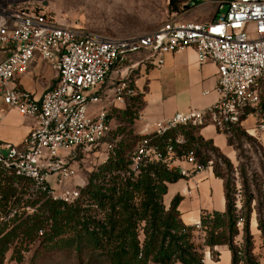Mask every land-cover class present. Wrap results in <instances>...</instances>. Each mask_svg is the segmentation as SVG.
<instances>
[{
  "label": "built area",
  "instance_id": "obj_1",
  "mask_svg": "<svg viewBox=\"0 0 264 264\" xmlns=\"http://www.w3.org/2000/svg\"><path fill=\"white\" fill-rule=\"evenodd\" d=\"M187 4L210 5L212 20L179 22L171 14L154 32L136 39H114L73 28L62 16L30 4L0 7V121L15 111L34 122L20 146L0 145V168L29 179L34 190L46 192L52 200L66 204L75 200L78 191L56 196L47 179L53 178L61 187L74 176L65 158L101 147L110 131L109 110L125 107L127 99L136 95L127 76L111 84L107 108L100 106L109 98L101 90L114 70L136 54L144 58L139 64L160 68L164 55L190 48L198 64L210 62L216 67V102L201 111L175 114L155 133L176 126H212L229 137L232 127L250 118L254 132L264 134V0H187ZM35 60L56 74L55 86L39 99L12 86ZM136 66L130 67L135 70ZM93 106L99 108L92 111ZM182 143L180 136L175 139V144ZM135 155L134 164L139 157L159 160L146 140ZM166 155L162 162L167 169L177 170L182 177L203 171L192 154L175 159L168 147ZM174 162L189 169L173 167Z\"/></svg>",
  "mask_w": 264,
  "mask_h": 264
},
{
  "label": "trees",
  "instance_id": "obj_2",
  "mask_svg": "<svg viewBox=\"0 0 264 264\" xmlns=\"http://www.w3.org/2000/svg\"><path fill=\"white\" fill-rule=\"evenodd\" d=\"M179 5L181 11L193 7L187 0H171L170 12L176 13ZM128 106H134L135 112L126 109ZM142 106L141 96L136 94L127 99L124 111H118L127 117L130 128ZM111 113L107 116L109 121ZM237 129L232 127L230 135ZM198 131L199 128L176 126L143 137L135 135L132 129L109 131L107 136L118 141L109 144L104 162L88 174L84 186L78 189V197L70 204L52 200L40 190L34 192V200L23 201L27 188H33L32 182L0 168V264L8 253L11 260L19 263L20 252L34 243L70 250L78 262L85 259L86 264H203L204 250L213 252L218 246L227 247L230 264H258L242 213L251 198L243 203L239 196V201L240 193L233 191L216 165L212 168L211 153L218 156L226 169H233ZM179 136L183 140L181 145L175 144ZM143 140L155 149L158 161L139 157L133 163ZM226 141L230 146V141ZM168 147L175 159L192 154L198 169L210 167L223 182L222 213L201 212L197 226H186L177 210L181 197L175 196L168 207L164 206L167 185L185 179L162 162ZM26 209L31 213L27 214ZM239 224L245 232L242 249L234 245ZM259 228L264 234V228Z\"/></svg>",
  "mask_w": 264,
  "mask_h": 264
},
{
  "label": "rangeland",
  "instance_id": "obj_3",
  "mask_svg": "<svg viewBox=\"0 0 264 264\" xmlns=\"http://www.w3.org/2000/svg\"><path fill=\"white\" fill-rule=\"evenodd\" d=\"M171 0H0V7L19 6L30 4L36 9H41L55 16H62L66 23L73 28H77L86 32L101 34L114 39H136L143 35L154 32L171 14H175V18L179 22H208L213 17V7L207 4H201L196 7L181 11L180 5L176 13L170 12ZM184 2V0H179ZM144 58L142 55H132L127 61L116 68V74L113 75L112 84H116L119 79L124 76L126 68L132 66L135 62H140ZM134 71L129 75V81H132ZM132 77V78H131ZM105 84L102 90L113 89V85ZM110 98L111 93H109ZM107 106V102L102 103ZM131 105V104H130ZM132 106V105H131ZM126 107V109L131 108ZM97 108V107H96ZM110 131L114 133L116 130H130L127 125V117L120 114L119 110H109ZM120 111H124L121 109ZM135 112L134 106L131 108ZM237 130L232 135L225 137L230 141V149L232 150V159L228 160L221 153L220 155L227 159L233 169L228 170L219 160L216 154L211 153L213 161L212 168L216 165L224 179L232 185L233 191L240 193V197L244 201L249 199L248 204L243 209V217L245 218L247 233L250 237L252 249L254 246V236L251 233L258 231L261 244L264 245V234L260 232V228H264V134H256L253 130V121L248 118L242 125H238ZM248 134H247V133ZM255 135V138L253 137ZM118 140H114L112 135L106 136L101 147L91 152H74L65 158L66 167L72 169L74 176L66 180L61 187L54 184L53 178H48V187L52 189L54 195L58 196L62 192L78 191L85 184V179L91 172L100 166L109 149V144L114 145ZM18 147V146H16ZM61 155H67L62 153ZM34 190L28 187L25 200H34ZM240 196V197H239ZM246 196V197H245ZM23 205V204H22ZM237 208L239 204L237 203ZM30 214V209L25 210ZM252 220L256 222L255 230L250 229ZM238 227V235L234 238L236 247L244 248V227ZM253 252V250H252ZM21 261L16 263L10 259L11 254L8 253L3 264H86L84 259L78 262L75 253L64 248H50L49 246L38 245L34 243L27 247L26 250L20 252Z\"/></svg>",
  "mask_w": 264,
  "mask_h": 264
},
{
  "label": "crops",
  "instance_id": "obj_4",
  "mask_svg": "<svg viewBox=\"0 0 264 264\" xmlns=\"http://www.w3.org/2000/svg\"><path fill=\"white\" fill-rule=\"evenodd\" d=\"M212 18L208 21L210 22ZM204 22V23H208ZM3 58L0 57V60ZM135 70L126 68L129 75L134 71L130 86L136 94L141 96L143 103L131 127L133 133L143 137L153 134L160 125L170 121L175 114H185L189 111H201L213 105L217 100L216 67L207 62L198 64L192 49L186 48L174 54H166L162 57L160 68L139 64ZM116 69L109 77L112 82ZM129 74V75H127ZM56 84L55 72L42 61H33L26 72L15 78L12 86L39 99L41 95ZM112 84V83H109ZM107 106L112 98L109 90ZM102 101V103H103ZM107 108L106 106L100 105ZM97 107V108H96ZM99 106H93L96 111ZM120 107L116 110L124 109ZM34 122L31 119L20 118L15 111H9L0 121V145L20 146L27 136ZM199 136L204 141H210L228 160L232 159V150L227 144L226 138L220 135L212 126L199 128ZM173 167L189 169L184 163L174 162ZM181 197L178 205L181 221L186 226H197L201 212L222 213L225 208L223 182L213 175L211 168L192 174L174 184L167 185V191L163 197V204L168 207L175 197ZM256 222L252 220L250 229L255 230ZM254 236L253 254L258 258V264H264V245L261 244L258 231L251 233ZM230 253L225 246L213 248V252L204 250L203 264H230Z\"/></svg>",
  "mask_w": 264,
  "mask_h": 264
}]
</instances>
